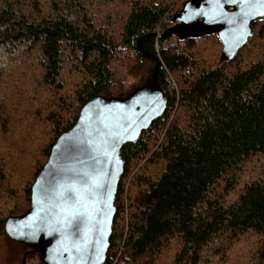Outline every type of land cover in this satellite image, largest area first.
I'll use <instances>...</instances> for the list:
<instances>
[{
    "label": "trees",
    "instance_id": "16d2710c",
    "mask_svg": "<svg viewBox=\"0 0 264 264\" xmlns=\"http://www.w3.org/2000/svg\"><path fill=\"white\" fill-rule=\"evenodd\" d=\"M174 4L0 0V254L2 244H12L5 234L7 220L30 210L39 174L83 106L97 96L126 97L150 80L156 62L143 56L141 45L149 55L161 56L178 80L180 94L169 96L165 115L123 149L126 167L105 264H155L165 249L174 256L171 264H213L216 259L226 264L239 244L249 250L253 264H264V21L255 24L263 37L261 53H250V62L239 58L207 68L205 55L213 54L209 47L218 39L179 41L158 55L157 45L161 48L169 37L156 31L170 19ZM3 57L35 62L26 68L35 74L27 86L21 84L27 90L23 97L19 89L17 95L11 91L14 84L2 82V72L9 68ZM158 77L166 88L163 68ZM177 103L188 115L174 112ZM24 122L49 130L46 160L33 178L22 171L14 179L5 170L9 153L23 151L26 141L16 136L18 123ZM255 160L256 173L244 181ZM144 162L147 170H138L127 182L130 171ZM126 183L133 188L127 196ZM14 189L26 208L3 214V195Z\"/></svg>",
    "mask_w": 264,
    "mask_h": 264
},
{
    "label": "water",
    "instance_id": "95a60500",
    "mask_svg": "<svg viewBox=\"0 0 264 264\" xmlns=\"http://www.w3.org/2000/svg\"><path fill=\"white\" fill-rule=\"evenodd\" d=\"M263 21L264 0H185L161 37L185 42L216 36L221 67L251 44L255 24ZM140 49L156 62L152 78L126 97L97 96L87 102L54 145L33 186L30 210L7 220L6 236L29 249L22 264L34 254L43 264L107 262L126 165L123 149L169 106L158 77L160 57Z\"/></svg>",
    "mask_w": 264,
    "mask_h": 264
},
{
    "label": "rangeland",
    "instance_id": "374dc122",
    "mask_svg": "<svg viewBox=\"0 0 264 264\" xmlns=\"http://www.w3.org/2000/svg\"><path fill=\"white\" fill-rule=\"evenodd\" d=\"M185 0H172V2H175L174 6H173V10L171 9V13H169V15H172L174 12L178 11L181 9V6L183 4ZM124 2V0H118V3H122ZM120 7H124V4L119 5ZM170 23V19H165L163 24L158 28V30L156 31V34L159 35V37H161L163 35V33L171 26ZM255 28V32H257V36L255 39H253V41L251 42V44L249 46L252 45V48L249 50L248 53H246V49L249 47L247 46L245 49H243L241 51V53L239 54V56L236 58L239 59L240 61L244 60L245 62H250V60L252 59L250 55L251 54H256V52L261 53V50L259 49L258 46H260L263 41L260 35H259V31H260V26H256ZM208 40H214V39H218L216 36H211V37H207L206 38ZM204 40V39H203ZM168 41H170L168 39ZM164 44V43H163ZM163 44L161 45V48L159 45H157V53L160 56V50L161 49H168L170 46L169 45L167 48L163 47ZM175 45V44H173ZM209 45L212 46V44L210 43ZM209 48H214V52L213 54L212 51L211 53H207L205 55V59H207V61L205 62V64L207 65V68L209 67H213L214 69H218L221 68L219 67V60L221 57V52H222V45L219 42V40H217V42ZM258 55V53H257ZM262 56H264L263 54H261ZM161 57V56H160ZM6 58L2 61V64L8 65V69H4L3 70V74L1 76V79L3 80L2 82H5L7 84H14L12 87H10L9 85H7L11 91L16 94V90H20L21 92L18 94L20 97H23L25 94H27V90L24 87H21V84H24L25 86H27V82L31 79H33V75L35 74V71L33 70H26L27 67L33 66L35 65V62L33 65L29 64L26 61L23 60H18V61H10L7 58L8 57H3ZM163 62V61H162ZM20 65H24L25 69H21L19 66ZM156 67V65L154 66ZM161 68H163L164 70V74H165V79L166 82L168 83V85L166 86V88H163L164 93L166 94L168 100H169V96H175L180 94V88L179 86V82L178 80H175V76H173L170 71L167 69V67L165 66V64L163 63V65L161 64ZM160 68V69H161ZM155 69V68H154ZM25 72V75H23L22 73ZM151 78L153 76L150 75ZM170 77H172L174 79V81L176 82L177 85V90H170V84L168 82V79H170ZM150 78V77H149ZM150 78V79H151ZM27 80V81H25ZM139 81V78H137V82ZM128 84L132 87L134 85L132 80H129ZM145 85V84H144ZM141 88V87H140ZM117 98V97H116ZM91 101V100H90ZM72 106L75 104V102L71 103ZM169 105V103H168ZM85 106V105H84ZM83 106V107H84ZM179 103H177L175 105V109L174 112L177 113H182V112H186L184 113L185 115H188L187 110L178 107ZM175 113L172 114L175 115ZM64 115H67L68 112L66 110L63 111ZM21 118V117H20ZM23 119V118H21ZM18 128H19V133L17 134V139L19 140H25L26 143L24 145L23 151H12L9 153V158L7 161V165L9 166V171H6V175H11L12 178H17L18 175L24 171L27 174H29V176L31 178H33L34 172L35 170L41 166L45 160L46 157L44 156V148L47 145L48 142V137L50 135H48L47 131L49 132V130L46 131V129L42 126H40L39 128H41L42 130L38 129L37 127L35 128L30 122H24V123H18ZM1 151V149H0ZM145 162L138 167V165L136 166L137 169L130 171L129 173V177L127 178V182L128 179H132L138 172V170L141 171H146L147 168L145 167ZM135 164H133L134 166ZM258 161L255 160L249 167V169L247 168L246 172H245V176H243V180L247 181V179H252V177L254 176V173H256L257 171V167H258ZM126 167V166H125ZM143 173V172H142ZM27 184L28 181L24 184V192H25V188H27ZM132 185L130 183H126V187H125V191L126 194L125 196H127L131 191H132ZM9 194H8V193ZM128 192V193H127ZM2 193H0L1 195ZM5 198V204L3 206V208L1 209L3 214H6L7 211L16 208V211H21L24 210L26 208V205H23L20 197L22 198V196L18 193V191L16 189L12 190H8L6 191V193L3 195ZM15 196V197H14ZM122 217H119V220L117 222V225L122 224L121 221ZM114 230V229H113ZM173 245L176 247V244L173 243ZM240 244L237 245L235 248H233L229 254H228V259L226 260V264H253L254 262L249 259L248 256V249H240ZM2 250L3 253L0 254V264H22L23 261V256L24 254H26L29 249L26 250L25 247H23L22 245L15 243L12 241V244L10 243H4L2 244ZM210 255V253H209ZM109 256V255H108ZM174 256H172L171 250L170 249H165L163 250V255L161 258H159L155 264H171L173 262ZM207 259L209 260V257L207 255ZM249 259V260H248ZM218 259H216L213 264H220L217 263ZM26 264H43L38 256L36 254L34 255H29L27 258V262Z\"/></svg>",
    "mask_w": 264,
    "mask_h": 264
},
{
    "label": "built area",
    "instance_id": "2783aa9c",
    "mask_svg": "<svg viewBox=\"0 0 264 264\" xmlns=\"http://www.w3.org/2000/svg\"><path fill=\"white\" fill-rule=\"evenodd\" d=\"M169 40L170 41L166 40L164 42V44H163L164 48H167L169 45L177 44L179 42V40L176 37H173V36L169 37ZM162 65H163V62H162ZM168 82L170 84V90H172V91L177 90L176 82L174 81V79L172 77H170V79H168Z\"/></svg>",
    "mask_w": 264,
    "mask_h": 264
}]
</instances>
